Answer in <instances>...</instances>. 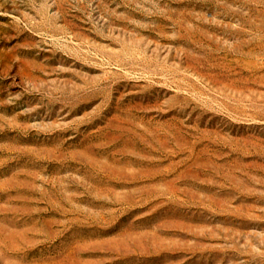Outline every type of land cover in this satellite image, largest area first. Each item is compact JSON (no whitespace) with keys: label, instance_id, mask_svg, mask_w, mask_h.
<instances>
[{"label":"rangeland","instance_id":"374dc122","mask_svg":"<svg viewBox=\"0 0 264 264\" xmlns=\"http://www.w3.org/2000/svg\"><path fill=\"white\" fill-rule=\"evenodd\" d=\"M0 264H264V0H0Z\"/></svg>","mask_w":264,"mask_h":264}]
</instances>
